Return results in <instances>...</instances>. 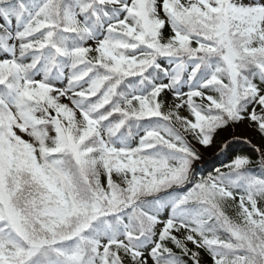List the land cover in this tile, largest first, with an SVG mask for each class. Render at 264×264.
<instances>
[{
	"label": "snow or ice",
	"instance_id": "6c2138e0",
	"mask_svg": "<svg viewBox=\"0 0 264 264\" xmlns=\"http://www.w3.org/2000/svg\"><path fill=\"white\" fill-rule=\"evenodd\" d=\"M0 264H264V0H0Z\"/></svg>",
	"mask_w": 264,
	"mask_h": 264
}]
</instances>
